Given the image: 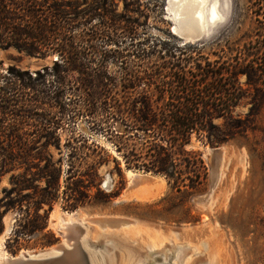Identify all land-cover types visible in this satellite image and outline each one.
Here are the masks:
<instances>
[{"label": "trees", "instance_id": "obj_1", "mask_svg": "<svg viewBox=\"0 0 264 264\" xmlns=\"http://www.w3.org/2000/svg\"><path fill=\"white\" fill-rule=\"evenodd\" d=\"M116 1L125 16L142 12L139 0H0V49L14 47L42 58L57 55L51 71L35 76L9 68L0 86V181L9 175V186L0 191V236L3 219L13 213L14 227L4 245L12 255L25 239L46 231L58 202L74 211L89 203L108 205L116 197L100 190L98 169L108 164L110 155L94 143L71 142L86 144L83 148L92 153H77L80 149L70 144L63 184L61 159L31 153L35 144L60 150L53 115L60 120L66 114L85 117L126 169L162 176L172 190L190 197L207 180L200 154L186 149L192 137L216 147L253 129L255 103L244 118L234 113L245 95L240 76L255 89L259 105L264 104V91L255 88L264 85V39L261 49L248 52L242 62L212 63L188 43L169 48L140 39L137 20L129 18L122 25L112 11ZM250 3L262 12L257 16L264 15V0ZM111 44L114 48L107 49ZM107 59L123 71L120 81L107 76ZM65 94L71 95L69 103L62 100ZM216 119L224 120V126H217ZM26 126L33 128V138ZM87 158L91 163L81 174L72 160L81 165ZM112 161L122 178L119 161Z\"/></svg>", "mask_w": 264, "mask_h": 264}, {"label": "rangeland", "instance_id": "obj_2", "mask_svg": "<svg viewBox=\"0 0 264 264\" xmlns=\"http://www.w3.org/2000/svg\"><path fill=\"white\" fill-rule=\"evenodd\" d=\"M139 1L142 12L136 15L125 16L121 2L116 1V4L112 5V11L123 20L122 25H126L125 21L129 18H135L138 22L136 32L141 36L140 39L147 37L151 41H160L169 48L185 45L178 36L171 33V23L164 15L166 0ZM250 2L251 0H217L218 11L223 16L222 21L210 26L205 38L199 42L188 43L187 46L201 52L210 62L216 61L219 64L234 65L237 58L242 62L248 52H258L264 39V15L257 16L256 13L262 12L258 11L256 4ZM85 6L82 5L81 8L85 10ZM97 22L94 20L92 24ZM106 48L114 46L111 44ZM120 48L123 50L124 44ZM191 56L193 59L197 58L196 51L192 52ZM251 57L254 56L247 59ZM259 58L260 54L253 59ZM56 59L55 54L42 58L27 55L14 47L0 49V86L3 85V78L7 76L9 68L21 72L28 71L35 76L37 71H51ZM106 64L107 76H116L120 81L123 71L119 69V65L111 59H107ZM49 79L50 76L46 78V82ZM245 80L244 76L239 77L245 95L234 113L244 118L255 103L258 112L254 118L253 129L216 147L197 140L195 136L192 137L186 149L200 154L207 169V180L204 189L190 197L172 190L164 177L148 173L150 176L162 178L164 183L157 198L144 202L118 201L130 181L127 171L140 175L147 172L126 169L122 158L112 145L92 131L85 117L71 119L66 114L60 120L59 115H53L60 150L53 146L41 148L35 144L37 149L31 153L43 156L51 154L55 162L61 159L63 184L64 172L69 165L67 154L71 151L70 144L80 149L77 153H92L83 148L86 144L71 142L74 139H85L87 147L94 143L110 155L108 164H103L98 169L100 190L105 195L114 194L116 197L108 205L92 206L89 203L74 211L64 210L62 203L58 202L49 215L46 231L25 239L14 255L4 246L14 227L15 216L8 213L3 219L0 258L12 259L20 254H33L51 249L64 241L61 229L67 226L65 223L72 222V225H75L82 223L85 218L113 217L125 224H133L105 231L88 225L84 238L86 243L94 244L92 248L98 255L95 264H159V260H162L163 264H209L212 257L217 264H264V104L259 105L260 101L255 99V89L247 86ZM257 85L256 89L264 91V85ZM70 99V94L62 97L66 103H69ZM56 112L57 110L54 111ZM214 123L223 127L225 121L216 119ZM25 130L32 133L33 128L26 126ZM33 136L35 134L31 138ZM43 142L41 139L40 143ZM214 153H219V158L215 157ZM114 158L120 163L122 178L118 176L116 165L112 161ZM72 162L83 174L88 170L91 160L87 158L81 165L77 160ZM8 180L9 175L1 179L0 191L9 186ZM94 193L92 190L90 195L94 196ZM47 241L51 243L47 244Z\"/></svg>", "mask_w": 264, "mask_h": 264}, {"label": "bare ground", "instance_id": "obj_3", "mask_svg": "<svg viewBox=\"0 0 264 264\" xmlns=\"http://www.w3.org/2000/svg\"><path fill=\"white\" fill-rule=\"evenodd\" d=\"M171 1V5H167V14L164 13L166 16L167 21H172V32L175 36H178L179 40L185 39L194 41V38L205 36L208 34L210 30V26H215L220 23L223 19V16L218 11L217 0H169ZM182 41V40H180ZM129 174V184L127 187H130L133 183L136 184V187L129 193V196H125L122 194L119 200H136V201H150L154 198H157L159 193L161 192L162 188V178L150 176L148 174H137L131 173L127 171ZM107 181H105L104 185H106ZM164 184V183H163ZM132 195V196H131ZM118 200V201H119ZM107 219V217H94V218H85L83 219L82 223L72 225L71 223H65L63 226L65 228L62 230V239L64 240L61 242L63 248L66 250H72L74 247H80L83 249L90 259L91 264H95V261L98 259L97 252L94 248L93 243H86L85 235L88 228V225H94L100 231L105 230H113L119 229L121 227H127L128 225L133 224L130 222L125 224L118 220L117 223L114 224H104L102 221ZM81 222V221H80ZM70 224V225H69ZM78 226V235L75 237L77 239L74 240H67L63 235L65 230L71 229L70 227ZM72 242V243H71ZM3 245V244H1ZM210 253V252H209ZM59 253L57 251H50L47 255L48 257L57 256ZM31 255V254H30ZM212 256V255H211ZM43 257V256H39ZM216 258V257H215ZM11 259V258H10ZM13 259V258H12ZM8 260V258H0V264ZM167 260V256L165 257ZM109 261V260H107ZM113 262V261H112ZM111 263V262H110ZM108 263V264H110ZM159 264H163L162 260L158 261ZM113 264V263H112ZM209 264H217V261L212 257Z\"/></svg>", "mask_w": 264, "mask_h": 264}, {"label": "water", "instance_id": "obj_4", "mask_svg": "<svg viewBox=\"0 0 264 264\" xmlns=\"http://www.w3.org/2000/svg\"><path fill=\"white\" fill-rule=\"evenodd\" d=\"M171 4H172L171 1L166 0V6L164 8V13L166 15H168L167 14L168 12L166 9L167 5L170 6ZM170 23H171V26H170V28H171L173 25V22L170 21ZM171 32H172V28H171ZM203 38H204V36L194 38L193 43L199 42ZM180 40H182L181 42L184 44L192 43V41H190V40H185V39H181V38H180ZM214 156L219 158L220 154L214 153ZM146 174H148V173H146ZM135 187H136L135 183H133L130 187H127L124 190L125 196H129V193H131V191ZM124 192H123V194H124ZM119 201H122V200H119ZM102 222L104 224H114V223L118 222V219H114L113 217H108L107 219H104ZM70 228L71 229L65 230V233L63 236L67 240L73 239L74 243H75V242H77V241H75V239H77L76 235H78L77 234L78 233V226H73ZM52 250L57 251L59 254L57 256H54V257H48L47 254ZM39 256H43V257L41 258ZM1 264H91V263H90V259L88 257V254L83 249H81L80 247H77V244H76V247H74V249L69 251V250H66V248H63L62 244L59 243L58 245L52 247L51 249H49L47 251L37 252V253H33L31 255L30 254H25V255L20 254L16 258L5 260V262H3Z\"/></svg>", "mask_w": 264, "mask_h": 264}]
</instances>
